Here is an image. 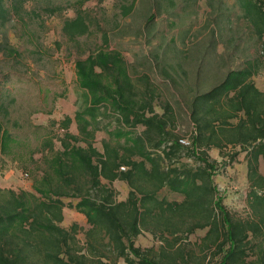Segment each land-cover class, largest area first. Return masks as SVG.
I'll return each instance as SVG.
<instances>
[{
  "label": "trees",
  "instance_id": "obj_1",
  "mask_svg": "<svg viewBox=\"0 0 264 264\" xmlns=\"http://www.w3.org/2000/svg\"><path fill=\"white\" fill-rule=\"evenodd\" d=\"M239 3L257 41V59H244L203 91L186 87L192 94L188 133H180L173 99L166 94L159 99L162 88L147 72L133 80L118 51L98 49L75 61L82 95L73 116L77 132L69 131V116L55 123L48 149L61 148L50 152L40 180L33 182L39 195L0 186V264H118L119 259L124 264H264V90L252 79L257 63L264 66V0ZM72 28L76 34L87 31L80 15L65 21V32L71 35ZM2 110L5 116L7 109ZM106 115L113 117L108 134L115 139H101L98 150L93 140ZM183 137L190 146L179 142ZM211 147L231 150L224 163L244 153L250 188L246 219L233 215L217 195L212 180L217 161L207 154ZM181 153L195 165L178 164ZM102 179L125 183L126 197L118 199L117 190ZM161 188L181 199L159 195ZM65 197L75 202L66 204ZM65 205L86 217L82 246H75L78 223L60 225ZM196 230L204 233L189 243ZM145 232L153 244L137 243Z\"/></svg>",
  "mask_w": 264,
  "mask_h": 264
},
{
  "label": "rangeland",
  "instance_id": "obj_2",
  "mask_svg": "<svg viewBox=\"0 0 264 264\" xmlns=\"http://www.w3.org/2000/svg\"><path fill=\"white\" fill-rule=\"evenodd\" d=\"M16 2V3H15ZM5 0L0 18V186L32 191L42 171L51 159L50 137L55 125L69 116V131L77 125L74 113L82 101L77 85L75 61L84 59L98 49L118 51L127 59V69L133 80L147 72L155 81L165 76L161 67L171 70L181 84L203 91L220 80L227 70L237 68L250 58L257 59V41L249 23L243 17L239 0ZM126 8V9H125ZM125 10V11H124ZM5 11V12H4ZM77 15L87 25L84 34L71 35L63 29L67 19ZM152 15V16H150ZM131 63V64H129ZM252 76L255 85L264 90V66L257 63ZM170 73V72H169ZM170 78V77H169ZM140 84V83H138ZM174 86L175 93L160 90L177 108L180 133L192 130L187 113L191 92ZM178 87V88H176ZM2 108L7 109L4 116ZM93 145L102 150L101 139L114 140L113 117L103 116ZM52 141V140H51ZM121 143L122 138L119 140ZM78 145H84L78 141ZM231 150H207L216 159L212 180L218 196L235 216L249 215L247 166L244 153L233 162L224 163ZM48 155V156H43ZM195 165V159L181 153L177 163ZM263 171V163L260 161ZM102 182L117 190L124 199L127 186L119 180ZM159 195L180 200L181 195L161 188ZM75 202L73 198H62ZM78 223L75 246L84 243V228L88 227L83 213L68 205L63 207L60 225L68 228ZM203 233L189 234L188 242ZM144 235V234H143ZM142 234L137 243H146ZM118 264H124L122 259Z\"/></svg>",
  "mask_w": 264,
  "mask_h": 264
},
{
  "label": "crops",
  "instance_id": "obj_3",
  "mask_svg": "<svg viewBox=\"0 0 264 264\" xmlns=\"http://www.w3.org/2000/svg\"><path fill=\"white\" fill-rule=\"evenodd\" d=\"M170 72V73H169ZM171 73H173L171 70H168V73L167 74H164L165 76H168L167 78H165V79H161V82H164L163 83V91L164 92H166L167 94H174L175 93V88H174V86H178L179 84H180V81H179V78H175ZM170 77V78H169ZM172 79H174V81L172 80ZM172 81V82H171ZM157 85H158V87H159V89H161V85H160V81H154ZM189 87V85L188 84H181L180 86H178V87ZM178 87H176V88H178ZM190 88V87H189ZM155 109H156V111H160V107L157 105V106H155ZM73 130V132H75L74 130H75V128L74 129H72ZM127 186V185H126ZM127 191H128V187H127ZM203 233H204V231H203ZM202 233V234H203ZM144 237H146V238H148V240H147V242L146 243H141L140 242V244L141 245H144V246H148V245H151V244H153L154 243V241H153V238H152V236L149 234V233H147V232H145L144 233V235H143Z\"/></svg>",
  "mask_w": 264,
  "mask_h": 264
},
{
  "label": "built area",
  "instance_id": "obj_4",
  "mask_svg": "<svg viewBox=\"0 0 264 264\" xmlns=\"http://www.w3.org/2000/svg\"><path fill=\"white\" fill-rule=\"evenodd\" d=\"M179 142L184 146H190V140L187 137H183L179 140Z\"/></svg>",
  "mask_w": 264,
  "mask_h": 264
}]
</instances>
